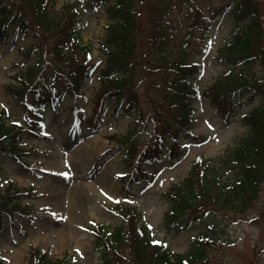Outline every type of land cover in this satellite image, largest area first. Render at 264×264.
I'll return each instance as SVG.
<instances>
[{
    "label": "rangeland",
    "instance_id": "1",
    "mask_svg": "<svg viewBox=\"0 0 264 264\" xmlns=\"http://www.w3.org/2000/svg\"><path fill=\"white\" fill-rule=\"evenodd\" d=\"M10 1L19 7L22 4L25 5L21 8L27 14L28 20H32L37 15L36 5L29 3V0ZM66 1L74 0H62V2ZM149 1L154 4L157 0ZM178 1L181 4L189 0ZM192 1L195 11L199 6L210 17L218 14L214 20L212 19L208 37L205 39V49L202 48L204 44L202 42L193 46V58L199 62V67H201L200 73L196 77L198 88L203 90L224 68L225 61L218 58V50L222 42L228 38L227 34L231 24L226 9L233 0H200L197 6L196 0ZM257 1H259L257 9L261 16L260 22L264 26V0ZM78 6L83 7V2H80ZM141 11L148 13L145 5L141 7ZM106 20L107 15L101 8L89 12L83 21V40L85 43L94 45L95 57L99 53L96 41L103 33ZM37 29L40 28L37 27ZM45 33L46 35L48 33L50 37L47 38ZM38 35L40 38L38 40L45 44H51V40L57 38L56 33L53 34L45 30L38 32ZM25 39L30 41L29 36ZM9 40L5 44H0V110L7 107L11 117L23 124L25 110L6 92L5 87L14 80L12 76L15 72L12 66L21 60L20 52H22V47L27 45V41L20 39L16 46H11ZM45 53L48 58L50 55L47 49ZM29 62L31 60H28ZM256 67L258 68H255V71L260 76V67L257 65ZM89 83L90 89L86 90L84 97L78 100V106L86 117L91 115L92 91L96 80L91 79ZM146 92L151 91L146 90ZM145 100L146 95L143 100L145 109L156 102L151 103ZM72 104L73 100L67 97L63 100L62 108L47 115L45 126L42 129L43 138H38L36 134L32 139L25 140V151L29 155L26 158H21V163H18L16 159H6L7 162L1 168L4 175L2 181L5 178L15 179V182L18 181V185L34 189L32 191L33 199L28 203L34 206L32 208L35 213L34 219L38 224L28 229L26 238L20 236L21 240L17 244L11 242L8 233L0 240L3 257L10 261L9 264H26L30 244L49 250L52 255H61L69 251L76 255L77 264H96L97 255L92 250V238L87 236L83 227L85 228L92 220L111 226L120 222V218L112 212L111 207L124 197L121 185L114 180V175L124 172V158L119 155V150L114 148L115 142L112 137L115 135L113 133H124L130 125L131 119L126 117L106 118L97 134L84 136L85 140L82 137L72 143L68 137L73 129L78 128L79 135L84 133L82 128L77 125L75 127V114L70 109ZM256 105L257 101H254L245 109L250 110ZM196 109L197 115L193 131L202 135L200 137L202 143L199 146L191 145L184 155L180 156L181 160L173 167L166 165V169L162 164L157 165L155 169H160L152 186L146 192L138 190L141 187H136L133 191L139 205L148 211V217L155 225L160 222L161 214L166 207L162 205L164 203L160 199L161 192L170 183L180 180L187 174L195 157L201 154L208 157L219 156L231 137L244 131L236 118H233V122L228 127L221 125L219 118L209 109L206 99L199 100L196 103ZM147 129H151V126ZM148 131L140 135L141 141L148 139ZM192 139L189 138V141ZM78 142L81 144L71 150L73 145ZM183 143L182 141L181 144ZM167 160L165 159V162ZM102 167L104 169L100 171ZM36 172H40L44 178H34L33 174ZM26 197H24V202L27 203ZM260 209L264 212V188L258 201L241 216L242 222L237 227H233L236 228L235 232L238 238L237 249L229 250L227 255L224 254L223 248L217 249L212 255V264H253V262L254 264H264V217L257 215ZM68 231L70 238L65 239V236L69 234ZM191 233L193 232L165 234L164 231H159L160 236L168 238L172 247L177 251L186 249L188 245L186 238ZM135 234L137 237L140 235L136 230ZM73 250L77 253L75 254ZM149 258L152 259L153 254H150ZM122 264H134V260L133 258L124 259Z\"/></svg>",
    "mask_w": 264,
    "mask_h": 264
},
{
    "label": "trees",
    "instance_id": "2",
    "mask_svg": "<svg viewBox=\"0 0 264 264\" xmlns=\"http://www.w3.org/2000/svg\"><path fill=\"white\" fill-rule=\"evenodd\" d=\"M32 2L42 3L49 1L50 4H54L55 0H31ZM105 0H93L91 1L94 4L103 3ZM166 0H157L154 4H151L148 0L149 9L152 14H158V18L163 15L170 14V6L165 3ZM6 4V5H3ZM106 5H111L110 13H111V21L109 22V26L107 28L108 37L105 42L108 45L112 46V51H110V59H119L122 55H131L135 49V38L134 34L135 29V2L133 0H113L112 3H105ZM256 3L251 1L245 2L244 0H239L238 3L234 6L231 11V19L236 26V30L233 33V40L227 43L223 49L222 53L224 56L233 63L231 72L229 76L221 77L218 81L208 89L206 95L209 96L212 102H216L217 99L224 100V97L229 96L231 93H238L240 89H243L245 86L250 87L254 85V83L250 84L249 81H245L246 77V68L249 65H252L254 62H259L264 66V52H260L257 56L253 55V43L259 32V28L256 27V19L254 12H257L255 6ZM137 5V4H135ZM252 5V6H251ZM10 3H2L0 2V34L4 33L5 26L10 22H15L18 26L22 27V30H26L28 27L27 22L21 17V15L17 14L12 8ZM42 8V6H41ZM69 8V7H65ZM253 11V13H252ZM59 12H56L53 19L49 18L47 13L41 12L37 20L45 21L44 23H40L44 26H49V22L53 24L56 29L64 31L63 42L69 44L70 42L75 40L76 27H73L76 24V19L70 17V14L67 15V19L65 21V25L62 28V24L60 22ZM251 18V22L246 25L247 29L245 31L239 30V24L245 18ZM10 26V25H9ZM8 26V28H9ZM65 28L67 29L65 31ZM163 33L164 29L162 28ZM136 34V33H135ZM78 40V38L76 39ZM161 46V44H160ZM159 46V47H160ZM127 48L130 50L129 53H118L119 50ZM153 49V48H151ZM162 54H164V58L171 57V51L169 49L164 48L162 50ZM257 57V59L254 58ZM132 64H130V80L129 84L125 87L123 95L125 96L128 92L133 93V86H135L138 81L135 78L136 66L138 65L136 57ZM176 61L171 62L170 64L173 67H176L181 64V60L175 57ZM145 63V61H144ZM122 66V65H121ZM237 66V67H236ZM244 66V67H243ZM118 67H110L108 66L105 70L100 71L101 79L103 83H108L111 79L113 73L119 68ZM54 69V68H53ZM123 69V67L121 68ZM56 70V69H54ZM119 70V69H118ZM57 71V70H56ZM61 73L70 81H72V85L77 88L80 87L81 77L77 73L72 72V70H65L62 66L59 70ZM117 74V73H116ZM73 78L71 79L70 78ZM76 78V79H75ZM166 87L172 88L169 95L175 99H180L182 101L187 100V92H191L192 89L190 86L185 84L184 82L177 80L176 83H167ZM256 93V89L253 90ZM240 93V92H239ZM238 93V94H239ZM7 123V117L5 113L0 112V148L3 147V143L7 145V143H13L15 137H19L18 130H21L16 125ZM261 124V123H260ZM259 124V125H260ZM255 132V138L253 136L249 137L247 140L242 141L241 144L236 145L232 148L231 152L228 154V158L224 160L223 165H231L232 162H236L238 165L242 166L248 175V180L245 186L236 187L234 184H229V196L230 201L228 203L229 209L236 210L241 208V204L249 203L253 200V198L259 193V188L257 187L262 181V172L261 165L264 162V126H259ZM256 136L261 138L262 142L259 144L256 140ZM3 137V139H2ZM229 168V167H227ZM225 169V168H224ZM222 170V169H220ZM230 171V169H229ZM200 178V175H198ZM192 195L183 194L182 200H184L185 209L194 208L196 201H193L191 205L189 204V199H191ZM2 199V195L0 193V200ZM183 211H180L178 216H182ZM209 228L212 230L211 234L222 235L226 232V225H223L220 221L211 219L208 223ZM43 257L37 252V256L35 257V261L37 262L38 258ZM140 259H146V256L140 255ZM37 264H50L46 259L40 258L39 263ZM152 264H161L156 259H154Z\"/></svg>",
    "mask_w": 264,
    "mask_h": 264
},
{
    "label": "bare ground",
    "instance_id": "3",
    "mask_svg": "<svg viewBox=\"0 0 264 264\" xmlns=\"http://www.w3.org/2000/svg\"><path fill=\"white\" fill-rule=\"evenodd\" d=\"M65 238H66V236H65Z\"/></svg>",
    "mask_w": 264,
    "mask_h": 264
}]
</instances>
